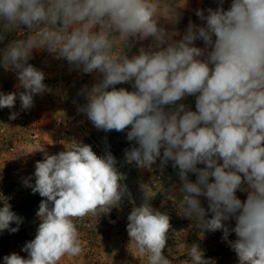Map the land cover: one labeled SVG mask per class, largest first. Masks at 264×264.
I'll use <instances>...</instances> for the list:
<instances>
[{
	"label": "clouds",
	"instance_id": "clouds-1",
	"mask_svg": "<svg viewBox=\"0 0 264 264\" xmlns=\"http://www.w3.org/2000/svg\"><path fill=\"white\" fill-rule=\"evenodd\" d=\"M223 3L218 0L207 15L196 10L204 26L189 21L174 40L179 33L159 24L161 18L179 21L169 0H0V44L5 33L27 29L0 49V66L16 73V87L24 89L18 93L22 110L47 89L44 72L28 62L34 50L85 74L98 73L79 111L98 130H127V140L138 145L125 150L127 163L151 170L158 158L161 167L172 161L182 184L179 211L202 232L222 230L239 264H264V0H232L228 10ZM149 38L147 49L125 53L132 41ZM197 40L203 48L195 46ZM122 83L133 90L115 87ZM187 96H195V111L178 103ZM16 100V92H0V108L12 109ZM116 164L110 152L98 156L82 143L44 152L35 163L34 185L30 178L23 181L42 198L35 238L22 248L27 258L11 253L3 264H59L65 256H79L77 221L109 214L125 196L135 203ZM189 173L196 174L195 182ZM141 187L144 201L127 217L130 245L147 264H171L163 255L170 216L153 208ZM237 191L247 192V199ZM231 219L234 228L224 223ZM21 223L4 199L0 232L16 233ZM230 231L235 241H228ZM185 247L191 264H208L198 245Z\"/></svg>",
	"mask_w": 264,
	"mask_h": 264
},
{
	"label": "rangeland",
	"instance_id": "rangeland-1",
	"mask_svg": "<svg viewBox=\"0 0 264 264\" xmlns=\"http://www.w3.org/2000/svg\"><path fill=\"white\" fill-rule=\"evenodd\" d=\"M169 2L175 7L180 17L179 21L174 23L161 18L159 24L169 32L179 33L173 37L174 40L182 38L189 21L204 26L205 22L195 14L196 10H203L207 15L208 8L215 10L219 6L218 0H169ZM231 3L232 0H224L223 8L228 10ZM9 33L14 39L22 38L27 34V29L21 26ZM131 43L130 48L124 49L129 56L138 54L140 47L147 49L153 41L149 38ZM4 46L0 44V49ZM195 46L203 48L204 42L197 40ZM28 62L44 72L47 89L41 94L34 95L33 107L27 110L21 109L18 93L24 89L16 87L19 83L16 73L0 66V92L17 93V100L12 109L0 108V207L6 199L12 206V211L22 218L18 232L11 233L8 230L0 232V264H3V257L11 253L27 258V253L23 252L22 248L26 242L35 238L40 223L36 213L42 198L38 193L33 194L32 189L26 187L23 181L30 178V183L34 185L35 163L43 159L44 152L57 154L66 150L72 143L90 145L98 156L110 152L116 158V167L121 173L122 168L128 165L130 172L122 183L127 186L130 198L135 203H131L129 197L125 196L120 206L112 208L109 214H101L97 218L89 216L83 221H77L83 250L79 256L63 257L59 264H147V259L130 245L126 230L127 217L132 208L140 206L144 201L145 192L141 185L148 189L152 207L170 216L171 229L166 248L176 250L174 258L177 255V259L174 264H184L181 257L187 253L185 246L190 247L193 244L198 245L203 255L218 254L216 264H233L234 251L229 243L222 239V230L202 232L196 227L194 219L185 217L179 211L177 202L182 199L180 191L182 184L178 170L172 167V161L161 167L158 158L151 166V170L138 168L135 162L127 163L125 150L133 146L138 147L135 141L127 140V130L124 132L98 130L87 115L79 111L87 103L84 90L91 89L99 81L98 73L85 74L75 69L65 59H55L53 54L45 50H34ZM115 87L133 90L130 83L118 84ZM195 99V96H187L178 103H183L195 111ZM13 112L18 113L17 118L9 119ZM198 167L202 168L204 165L200 164ZM188 178L195 182L197 177L196 174L189 173ZM236 195L242 201L247 199L245 191H237ZM199 199L202 206L207 209V199L203 196ZM207 218H211L210 212ZM224 223L230 228L235 227L234 219ZM16 226L15 223L10 225ZM236 238L235 233L230 231L228 241H235ZM173 262L171 260V264Z\"/></svg>",
	"mask_w": 264,
	"mask_h": 264
},
{
	"label": "trees",
	"instance_id": "trees-1",
	"mask_svg": "<svg viewBox=\"0 0 264 264\" xmlns=\"http://www.w3.org/2000/svg\"><path fill=\"white\" fill-rule=\"evenodd\" d=\"M0 33H4V29H3L2 23H0ZM5 35H6V39H5L4 43H3L4 45H6L9 41L14 39L13 36L9 32L5 33ZM19 35L20 34H18V36ZM122 172H123V174H125V176L129 175L130 168H128V165H126L125 167L122 168ZM175 254H176V250H174L173 248H165L164 251H163V255L166 258H169L170 261L171 260L174 261L173 264L176 262V259H177V255L174 258ZM232 255L235 257L234 261H233V264H239V260H238V257L236 255V253L234 252ZM217 256H218V254L207 253V254L203 255V258L206 261H208V264H216ZM144 258L147 259L145 256H144ZM181 258L183 259L184 264H191V261H190L188 255H187V253H185Z\"/></svg>",
	"mask_w": 264,
	"mask_h": 264
}]
</instances>
